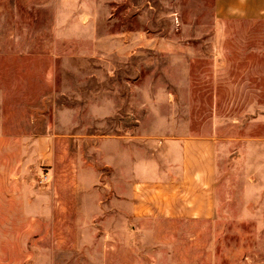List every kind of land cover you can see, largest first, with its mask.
Segmentation results:
<instances>
[{
    "label": "rangeland",
    "instance_id": "1",
    "mask_svg": "<svg viewBox=\"0 0 264 264\" xmlns=\"http://www.w3.org/2000/svg\"><path fill=\"white\" fill-rule=\"evenodd\" d=\"M142 130L212 137L209 219L142 222ZM108 140L126 147L130 187ZM77 203L102 211L61 220ZM38 245L56 264H264V11L216 22L214 0H0V258L27 246L29 264Z\"/></svg>",
    "mask_w": 264,
    "mask_h": 264
},
{
    "label": "crops",
    "instance_id": "2",
    "mask_svg": "<svg viewBox=\"0 0 264 264\" xmlns=\"http://www.w3.org/2000/svg\"><path fill=\"white\" fill-rule=\"evenodd\" d=\"M216 22L230 16L256 18L264 11V0H214ZM165 102L173 107L175 101L165 91ZM157 100H142V109L156 104ZM177 118L174 115L165 119L166 124L172 125ZM144 117L142 116V124ZM102 150L106 151V165L111 168L119 167L123 184L130 187V166L125 165L124 143L113 145L108 140ZM116 141V140H114ZM118 143L120 139H117ZM122 154V167L119 166L118 156ZM126 166V167H125ZM142 182V202L137 206L142 213V222L162 221H194L209 219L214 210V193L216 190L215 144L211 136H196L191 133H173L170 131L142 130V166L139 168ZM114 175L113 171L111 172ZM107 188L114 189V182L107 181ZM124 203H127L124 200ZM78 211L69 214L60 213L62 220H94L95 214L102 211L101 204H94V213L85 218L82 204L77 203ZM106 207L109 206L108 200ZM133 203L128 202V205ZM126 205V204H124ZM128 207V206H127ZM130 207V206H129ZM43 217L45 212L39 213ZM50 215V214H49ZM55 219L54 214L50 216ZM80 226L82 225L79 223ZM11 250L4 251L0 264H27L25 258L28 247H24L22 259H17ZM20 258V257H19ZM29 264H56L49 248L34 246ZM70 256L62 257L61 262L67 264Z\"/></svg>",
    "mask_w": 264,
    "mask_h": 264
}]
</instances>
